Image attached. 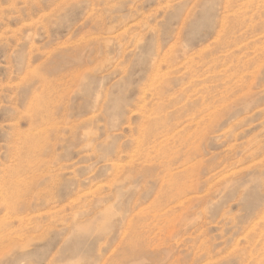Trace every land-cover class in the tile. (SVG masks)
<instances>
[{
    "label": "rangeland",
    "instance_id": "1",
    "mask_svg": "<svg viewBox=\"0 0 264 264\" xmlns=\"http://www.w3.org/2000/svg\"><path fill=\"white\" fill-rule=\"evenodd\" d=\"M0 264H264V0H0Z\"/></svg>",
    "mask_w": 264,
    "mask_h": 264
},
{
    "label": "bare ground",
    "instance_id": "2",
    "mask_svg": "<svg viewBox=\"0 0 264 264\" xmlns=\"http://www.w3.org/2000/svg\"><path fill=\"white\" fill-rule=\"evenodd\" d=\"M108 42V41H107ZM163 59V58H162ZM163 61V60H162ZM157 63V62H156ZM158 64V63H157ZM156 66V65H155ZM158 66L160 67V64H158ZM157 68V67H156ZM155 71V70H154ZM79 79V78H78ZM167 82V81H166ZM47 103V102H46ZM49 106V105H48ZM28 111V110H27ZM91 117V116H90ZM46 126H44V128H45ZM37 130V129H36ZM157 131V130H156ZM150 134V133H149ZM148 136V135H147ZM31 143H32V141H31ZM134 152V151H133ZM199 161V160H198Z\"/></svg>",
    "mask_w": 264,
    "mask_h": 264
}]
</instances>
